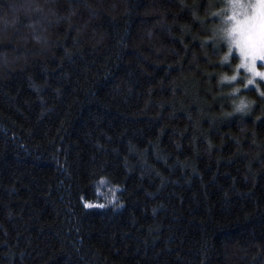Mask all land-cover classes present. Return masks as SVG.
<instances>
[{"label":"trees","instance_id":"obj_1","mask_svg":"<svg viewBox=\"0 0 264 264\" xmlns=\"http://www.w3.org/2000/svg\"><path fill=\"white\" fill-rule=\"evenodd\" d=\"M218 6L0 0V264H264V97L229 115Z\"/></svg>","mask_w":264,"mask_h":264},{"label":"clouds","instance_id":"obj_2","mask_svg":"<svg viewBox=\"0 0 264 264\" xmlns=\"http://www.w3.org/2000/svg\"><path fill=\"white\" fill-rule=\"evenodd\" d=\"M208 16L212 21L201 47L211 44L215 49L223 48L216 56L219 66L226 70L216 77V85L222 93L226 90L231 107L229 115L243 118L252 111L255 101L242 93L254 89L264 97L261 87L264 84V0H219V6L213 7ZM147 35L151 37L152 32ZM33 39L38 44L41 42L39 36ZM118 191L114 187L112 199L107 205L100 204L103 206L100 208L112 205Z\"/></svg>","mask_w":264,"mask_h":264},{"label":"snow or ice","instance_id":"obj_3","mask_svg":"<svg viewBox=\"0 0 264 264\" xmlns=\"http://www.w3.org/2000/svg\"><path fill=\"white\" fill-rule=\"evenodd\" d=\"M101 183H104L103 181H101ZM86 207H89V208H91V207H97V205H92V204H86L85 205ZM98 207H103L102 205H98Z\"/></svg>","mask_w":264,"mask_h":264},{"label":"rangeland","instance_id":"obj_4","mask_svg":"<svg viewBox=\"0 0 264 264\" xmlns=\"http://www.w3.org/2000/svg\"><path fill=\"white\" fill-rule=\"evenodd\" d=\"M216 3L219 4V0H216Z\"/></svg>","mask_w":264,"mask_h":264}]
</instances>
